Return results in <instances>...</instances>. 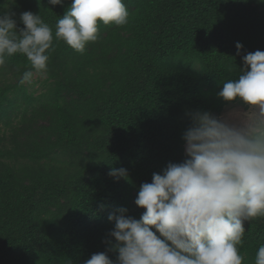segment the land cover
I'll list each match as a JSON object with an SVG mask.
<instances>
[{
  "label": "trees",
  "instance_id": "trees-1",
  "mask_svg": "<svg viewBox=\"0 0 264 264\" xmlns=\"http://www.w3.org/2000/svg\"><path fill=\"white\" fill-rule=\"evenodd\" d=\"M123 2L129 23H100V39L79 53L55 38L71 0H0L18 28L21 12L39 13L55 49L38 93L19 83L23 55L0 68V264H83L105 251L108 214L123 206L139 219L140 184L184 159L187 113H222L221 81L237 78L244 54L264 51L261 0ZM110 167L128 178L109 177ZM244 226L239 251L254 264L264 217Z\"/></svg>",
  "mask_w": 264,
  "mask_h": 264
},
{
  "label": "clouds",
  "instance_id": "clouds-1",
  "mask_svg": "<svg viewBox=\"0 0 264 264\" xmlns=\"http://www.w3.org/2000/svg\"><path fill=\"white\" fill-rule=\"evenodd\" d=\"M264 2V0H261ZM62 5L63 0H48ZM0 10V68L14 55L30 65L21 85L47 72L53 30L39 13ZM124 26L129 12L123 0H71L55 24V38L76 52L100 39L99 24ZM236 56L243 45L235 44ZM235 79L221 81L217 97L232 107L223 115L194 110L182 133L184 159L169 162L141 183L134 204L144 209L139 219L120 206L108 214L112 229L103 241L105 251L93 253L83 264H243L239 246L244 222L264 217V51L244 54ZM225 71L236 72L231 62ZM107 175L127 179L124 167H110ZM100 210L106 206L101 204ZM114 241V242H113ZM109 253H115L112 259ZM254 264H264V245Z\"/></svg>",
  "mask_w": 264,
  "mask_h": 264
},
{
  "label": "rangeland",
  "instance_id": "rangeland-1",
  "mask_svg": "<svg viewBox=\"0 0 264 264\" xmlns=\"http://www.w3.org/2000/svg\"><path fill=\"white\" fill-rule=\"evenodd\" d=\"M45 79V75H34L33 77V82L31 84H27L25 83V85L27 86L28 90L29 91H34L35 93H38L41 88V83L42 81ZM232 107H243L242 105H239L237 104L236 102L235 103H232V104H229L227 105L224 110L222 111V113L218 114V115H223L225 112H227L229 110V108H232Z\"/></svg>",
  "mask_w": 264,
  "mask_h": 264
}]
</instances>
